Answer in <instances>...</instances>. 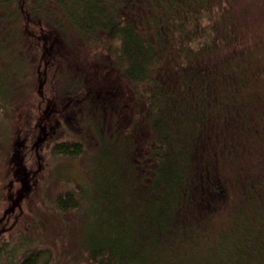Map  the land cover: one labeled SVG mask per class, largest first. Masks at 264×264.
<instances>
[{"label":"trees","instance_id":"16d2710c","mask_svg":"<svg viewBox=\"0 0 264 264\" xmlns=\"http://www.w3.org/2000/svg\"><path fill=\"white\" fill-rule=\"evenodd\" d=\"M0 31L9 41L0 39V108L24 111L12 122L6 186L37 181L10 213L29 202L72 212L77 224L85 206L96 214L83 185L54 193L59 175L38 176L43 151L72 159L92 150L96 123L125 140L132 204L115 213L122 232L90 229L78 254L63 244L65 259L264 264V0H0ZM33 70L35 124L31 108L12 100ZM70 130L78 139H65ZM19 239L26 247L16 264H57L49 245Z\"/></svg>","mask_w":264,"mask_h":264},{"label":"rangeland","instance_id":"374dc122","mask_svg":"<svg viewBox=\"0 0 264 264\" xmlns=\"http://www.w3.org/2000/svg\"><path fill=\"white\" fill-rule=\"evenodd\" d=\"M12 34L13 32L9 33V35ZM7 38L8 37L6 36V34L4 35L0 31V39L3 40L2 47L6 48L8 46L9 41H7ZM22 57L25 58L26 61L28 60L27 58H29L28 56L24 55ZM18 65L21 66L19 62ZM5 73L7 74V71ZM23 81L24 83H22V85L18 83L15 87V89H17L18 91L15 92V97L12 100L17 102V100L19 99L23 102L20 103L23 107L31 108L30 112H33L32 114H34L33 118H31V123L35 124L37 122L36 117L40 112L39 109L36 108L37 102L40 98H38L35 91L36 83L34 81V70L32 71V73H30V75L27 74V76L23 78ZM5 92L7 94L9 93V91H7L6 89ZM5 109H7V112H4ZM11 111L13 112V114L9 117V113H11ZM22 112L24 113V111L20 108H16L14 110L13 107L0 108V215L3 212V209L7 207L9 202L6 199L8 190L15 191L20 188L19 182L17 181L11 184L10 188L7 189L6 183L8 180V173H10L11 170L9 169V166L7 168L6 158L9 153V148L12 141V122L15 118L16 120H20V114ZM6 113H8V115ZM21 121L23 123V118L21 119ZM91 129L97 140L96 145L92 150H87L86 153L81 152L76 157H72V159L62 158L61 156L59 157L57 155L53 156L49 151H43L41 165L43 164V169H45L48 174L42 169L39 172L38 176L39 178L46 176V182H49L51 180L49 179L51 175H54V177H56L57 174L59 175L58 179L63 182L57 181V185L55 188L58 190L54 193L69 189L68 186L73 188L74 184L72 185L70 183L72 181H74V183L76 182L80 185H83V194L86 204H88V202H90L91 200L97 201L96 214L92 215L88 211V207L85 206V208L79 212L81 218L83 219V222L77 224L75 222H78V216H75V214H73L72 212H68V214H62L60 216L59 213H56L57 211L54 210L52 204L47 203L42 207H39L40 204L36 206V204L29 205V202H22L23 214L21 215V219L19 220V230L15 229L14 231L7 232L8 237L6 243L4 244L6 250H4V252L0 254V264H16L15 260L20 257L21 251L24 247H26L24 246V244H21L22 241H20L19 238L25 239L28 237L34 240L31 242H38V244L40 245V248L38 250L42 249L41 245H49V250H54L53 260L54 262H57V264H60V262L64 264H81L78 260L70 261L64 258L66 256L59 251L64 243L66 249L65 251H67L71 255L73 252L78 254L80 251V247H86V244L88 242L86 237L89 234L90 229L93 230V232L109 231L113 234L116 231L122 232L119 226V221L121 220V218H119L115 213H120V206L122 204L123 206L128 203L132 204V196H126L124 194L125 187L127 185L125 182V179L128 176L127 172L129 174H131L132 172L131 168L127 169V172L124 169V167L130 166L129 158L124 153L123 149L125 140L123 137L118 136L117 132H111L110 134L107 133L106 131L98 127L96 123H93L91 125ZM67 137L68 138L65 139H68L70 141H74L77 138L74 133L72 134L71 130L68 131ZM85 148L86 146L82 145L81 151ZM30 156V158H26L27 162L25 164V167L27 170L33 171L36 168V157L33 155V153H31ZM40 182L41 181L38 182V185L40 184ZM42 185H45V181L42 182ZM103 189L108 191L107 194L109 198H104L109 199L110 206H106L103 202L105 199L99 197L102 195ZM12 196H14V194ZM36 197L37 199L35 200L37 202L41 201L39 195H36ZM51 197L52 195L46 198L45 202L50 201L49 198L51 199ZM123 201L124 203H122ZM37 207L40 210H38ZM17 212L18 211H15V213ZM29 212L32 215H34L35 212L41 213L42 215L39 218H41L42 221L34 222L33 220H31ZM58 217L64 219V221L67 222V225H61L60 221H57ZM43 219H45L46 222L50 221V224L48 223L46 225H43ZM30 223L31 225H33L32 227ZM9 224H11V221ZM20 229L22 230V232L19 233L18 231H20ZM9 251H11L9 259H6L5 255L7 256V253ZM10 256L12 257V259L10 258ZM43 258L44 257H41L40 260L42 261ZM211 259L212 264L214 258L211 257ZM201 263L204 264L203 261Z\"/></svg>","mask_w":264,"mask_h":264},{"label":"flooded vegetation","instance_id":"af4514ba","mask_svg":"<svg viewBox=\"0 0 264 264\" xmlns=\"http://www.w3.org/2000/svg\"><path fill=\"white\" fill-rule=\"evenodd\" d=\"M36 118L38 119L39 117L37 116ZM34 176L35 175H33V177ZM30 181H31V179L30 180H26V183L30 182ZM27 187H28V189H22L21 186H20V188L15 190V191H8V196L6 195V199L9 202H8L7 207H5V209L3 210L2 214L0 215V241H2L1 240L2 236H5V234H8L7 233L8 231H14L15 229H19V220L21 219V215L23 214V212L19 211V212L15 213V212L11 211L12 213H10V207L13 206L14 203L16 202L15 201L16 197H19V195H24L25 194V190L29 191L28 196L29 195H33L34 192L37 193V191H36L37 181H35L33 186H27ZM13 194H14V196H12ZM10 221H11V224H9ZM1 249H3V244L0 245V253L2 252Z\"/></svg>","mask_w":264,"mask_h":264}]
</instances>
